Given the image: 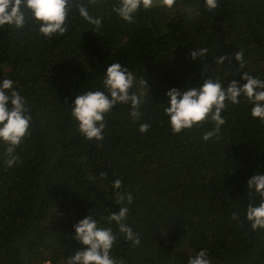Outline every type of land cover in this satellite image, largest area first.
Listing matches in <instances>:
<instances>
[{
	"label": "trees",
	"instance_id": "16d2710c",
	"mask_svg": "<svg viewBox=\"0 0 264 264\" xmlns=\"http://www.w3.org/2000/svg\"><path fill=\"white\" fill-rule=\"evenodd\" d=\"M116 2L90 7L102 18L98 33L75 11L63 36L44 37L32 24L0 28V81L14 82L32 117L15 166L4 164L0 142V264H67L82 248L75 225L89 215L117 234L111 255L121 264H188L201 250L211 264H264V230L246 220L248 181L264 175V123L241 96L205 142L212 123L174 134L164 112L172 89L198 90L206 79L242 86L244 72L264 80V0H218L215 10L176 0L171 9H141L134 24L113 11ZM201 47L208 54L193 59ZM220 57L231 59L217 65ZM112 63L136 77L143 115L134 121L130 104H119L105 116L104 140L88 141L70 111L76 95L104 90ZM116 179L133 197L127 223L138 247L105 219L119 211Z\"/></svg>",
	"mask_w": 264,
	"mask_h": 264
},
{
	"label": "clouds",
	"instance_id": "9594fccd",
	"mask_svg": "<svg viewBox=\"0 0 264 264\" xmlns=\"http://www.w3.org/2000/svg\"><path fill=\"white\" fill-rule=\"evenodd\" d=\"M209 10L218 7V0H205ZM102 0H0V28L7 26L10 29L22 30L32 24L38 33L44 37L52 38L55 35L63 36L68 32V18L73 11L95 26L98 33L102 27V18L90 15V7L101 4ZM176 0H117L113 11L123 21L134 24L135 17L143 10H151L154 6H165L171 9ZM209 49L201 47L191 52L193 59L204 57ZM225 59L220 57L217 65H223ZM240 62L241 69L246 66L244 52L240 50L235 54ZM245 83L241 86L233 81L225 87L219 79H206L197 89L176 90L167 93V107L164 112L168 117L171 130L180 134L184 130L200 127L204 123L214 125L211 131L204 134L203 140L209 141L219 136L221 128L226 124L222 113L228 103L238 105L240 97L246 98L252 105L251 116L264 123V80L244 72L242 76ZM136 77L120 63H112L107 67L102 81L103 91H87L76 95L71 116L78 123L81 136L88 141L102 142L106 129L105 116L119 104L131 107V116L134 121L143 115L139 108L144 102L142 93L132 91ZM141 84L146 85L142 79ZM148 95V92H147ZM27 101L14 87L11 79L0 81V142L7 145L4 164L11 168L15 166L20 157L16 154L17 148L31 135L30 127L32 117L29 114ZM150 129L148 123L140 124L139 131L147 133ZM101 179L106 173H101ZM112 187L115 189L114 201L119 205V211L110 213L105 219L111 225L113 222L118 232L126 242L133 247L141 243L136 232L127 223L129 207L133 203L131 192L123 190V181L116 179ZM249 203L246 209V220L253 231L264 230V175L255 174L248 181ZM258 199V202L256 198ZM235 218V217H234ZM75 240L82 248L70 256L67 264H121L113 258L112 249L118 236L112 227H101L91 215L75 225ZM188 264H211L207 250H201L190 256Z\"/></svg>",
	"mask_w": 264,
	"mask_h": 264
}]
</instances>
